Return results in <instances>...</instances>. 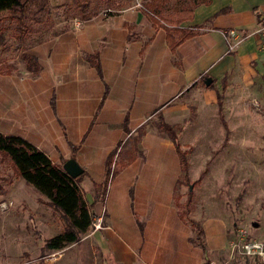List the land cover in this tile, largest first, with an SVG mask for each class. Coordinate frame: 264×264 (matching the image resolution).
<instances>
[{
	"label": "crops",
	"instance_id": "obj_1",
	"mask_svg": "<svg viewBox=\"0 0 264 264\" xmlns=\"http://www.w3.org/2000/svg\"><path fill=\"white\" fill-rule=\"evenodd\" d=\"M46 1L50 8L71 2ZM262 22L264 0H210L181 24L198 33L172 52L165 30L143 12L95 16L36 48L33 55L41 66L36 78L0 75V133L25 139L61 167L74 159L83 171L78 185L93 219L102 214V228L58 251L55 261L30 259L61 228L34 240L39 245H26L23 237L17 247L6 246L7 261L29 258L8 264H254L230 258L234 232L221 216L193 217L205 250L190 243L192 228L174 197L181 176L177 152L149 124L158 113L184 108L188 93H194L200 108L217 107V94L223 109L228 102L244 105L243 98H264V49L256 34ZM229 29L246 35L231 52L224 36ZM55 48L63 52L56 56ZM94 53L102 79L85 60ZM141 126L146 133L132 149ZM114 151L113 162H129L104 189L107 158ZM28 188L37 198L34 207L41 208L42 223L56 226L52 221L58 212Z\"/></svg>",
	"mask_w": 264,
	"mask_h": 264
},
{
	"label": "rangeland",
	"instance_id": "obj_2",
	"mask_svg": "<svg viewBox=\"0 0 264 264\" xmlns=\"http://www.w3.org/2000/svg\"><path fill=\"white\" fill-rule=\"evenodd\" d=\"M37 1L41 5L44 0ZM74 1L71 0V4L68 2L58 10L44 7L40 18H37L40 23L35 28L41 31V38L46 41L32 45V36H28L22 43L30 46L26 51L16 48L18 42L12 36L15 22L0 23V30L5 31L7 39L6 45L0 46V65L11 64L17 69L13 71L14 74H24L21 64H18L21 63L22 54L33 55L36 48L42 49L58 37H54L55 32L80 27L81 21L73 19L81 17ZM81 1L89 6L87 14L93 18L113 16L127 10L140 13L145 0ZM177 2L162 0L160 10L170 12L175 9ZM76 22L80 25L76 26ZM54 52L58 56L63 51L55 48ZM52 65H56L55 60ZM263 99L254 101L243 98L241 100L245 106L228 102L224 109L222 105L200 108L195 106L194 93H188L182 98L184 108L180 107L168 115H154L149 124L151 130L159 132L157 124L162 116V121L174 128L180 149L185 152L188 184H184L180 176L174 193L175 203L185 219H198V213L202 216H221L232 232L235 233L239 227H246L252 238H264ZM189 194L190 201L187 204ZM35 202L37 198L28 185L14 175L8 161L0 159V261L5 264L10 261L17 263L18 259L29 262L28 257L7 261L3 255L6 246L17 247L18 239L23 237L27 239L26 245H39L34 240L54 235L56 230L63 229V222L58 215L52 221L56 226L42 223L39 216L41 208H35ZM1 205H5L6 209H2ZM252 223H256L257 227H251ZM52 254L43 252L42 248L41 253L30 261L47 262V257Z\"/></svg>",
	"mask_w": 264,
	"mask_h": 264
},
{
	"label": "trees",
	"instance_id": "obj_3",
	"mask_svg": "<svg viewBox=\"0 0 264 264\" xmlns=\"http://www.w3.org/2000/svg\"><path fill=\"white\" fill-rule=\"evenodd\" d=\"M160 2L162 0H145L141 5V12L148 16L153 23L160 25L165 30L168 46L173 52L181 43L198 33L196 28H182L180 24L191 20L193 10L200 5H208L210 0H178L175 9L170 12H162L160 10ZM38 3L36 0H0V16L4 14V17L0 18V23L15 22L12 36L18 42L17 49L26 51L30 47L22 45L24 40L28 39V36H32V45L46 41L41 38L42 33L35 26L40 23L37 18H40L41 12L44 10V7L48 6V3L46 0L41 2V5H38ZM35 5H37L36 9H34ZM74 5L80 11L81 17L73 19L80 21L91 19V16L87 14L89 6L86 3H83L81 0H75ZM62 6L55 8L58 10L59 8H63ZM66 30L55 32L53 35L54 37L59 36ZM6 40L5 31L0 30V46H5ZM85 60L96 70L99 78L102 79L98 53L86 55ZM20 61L21 63L18 64H21L24 74H28L33 79L39 75L41 66L35 55L22 54ZM14 70L17 71L16 66L11 64L5 63L0 65V75H11ZM208 87L209 89H214L212 84ZM217 99L220 105L221 97L218 94ZM50 104L54 112L53 98ZM161 117L157 124V130L159 131L157 134L173 143L179 158L182 180L184 184H188L185 152H182L180 149L174 128L163 122ZM136 133L131 139L132 149L146 133L145 127H139ZM71 148L74 149L73 146ZM114 155L115 151L107 158L106 178L103 186H101L104 189L108 184L110 176L114 177L117 175L129 162L124 159H118L113 162ZM0 159L1 161H8L17 178L23 180L37 193L45 197L47 199L46 204L58 212L63 222L62 231L45 241L43 252L53 253L61 251L65 247L78 242L82 235L87 234L92 229L93 216L90 206L85 201L84 195L78 185L82 175L76 178L70 177L61 166L53 164L41 150L25 139L1 133ZM190 195H188L187 204L190 201ZM180 215L182 219L185 218L184 214L180 213ZM188 223L193 232V235L189 238L190 243L199 246L204 251L203 232L199 223L194 220H188ZM205 264H208V262L206 261Z\"/></svg>",
	"mask_w": 264,
	"mask_h": 264
},
{
	"label": "built area",
	"instance_id": "obj_4",
	"mask_svg": "<svg viewBox=\"0 0 264 264\" xmlns=\"http://www.w3.org/2000/svg\"><path fill=\"white\" fill-rule=\"evenodd\" d=\"M80 23L76 22V26ZM256 34L260 37L261 47L264 49V24L259 26ZM227 50L234 51L237 46L245 39L246 35L235 29H229L224 33ZM2 209H6L5 205H1ZM102 214L92 219V232L102 228ZM228 251L230 258L235 257L250 259L254 264H264V238L254 239L250 236L246 227H239L234 233V237L228 243ZM59 256V253H53L47 257V262H53Z\"/></svg>",
	"mask_w": 264,
	"mask_h": 264
},
{
	"label": "water",
	"instance_id": "obj_5",
	"mask_svg": "<svg viewBox=\"0 0 264 264\" xmlns=\"http://www.w3.org/2000/svg\"><path fill=\"white\" fill-rule=\"evenodd\" d=\"M62 169L72 178L78 177L83 172L82 169L79 167V165L76 163V161L74 159L67 160L62 165ZM189 188H190V190L192 189V187H189ZM251 227L256 228L257 224L252 223Z\"/></svg>",
	"mask_w": 264,
	"mask_h": 264
}]
</instances>
